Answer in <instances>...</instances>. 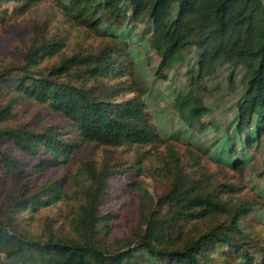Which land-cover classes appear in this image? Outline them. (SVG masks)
<instances>
[{"label":"trees","instance_id":"trees-1","mask_svg":"<svg viewBox=\"0 0 264 264\" xmlns=\"http://www.w3.org/2000/svg\"><path fill=\"white\" fill-rule=\"evenodd\" d=\"M37 0H0V5L12 6L24 12ZM39 1V0H38ZM69 22L83 29L90 37H107L97 47L80 46L66 54L65 36L41 38L22 51L23 64L13 74L0 75V94L13 92L14 100L23 96L48 104L60 113L73 127L72 136L58 138L57 128L44 126L40 130L25 126L0 128V165L7 173L21 170L19 160L2 149L3 138L12 140L27 154L40 158L34 169L43 165L59 166L65 163L79 142H98L106 145L148 144L155 132L140 98L144 92L136 73V65L125 41L111 35L108 27L118 28L124 19L141 23L149 29V46L160 58L159 70L178 63L186 50L194 48L199 54V71L192 87L178 92L175 105L180 119L189 127L203 126L202 118L208 107L196 94L198 80L218 66L231 62L242 67L245 85L237 102L239 120L237 129L244 133L257 118L256 134H264V0H50ZM130 10V14H126ZM7 11V8L4 12ZM12 11V9H11ZM1 13V11H0ZM53 59L45 65L44 57ZM233 79H230L232 85ZM133 93L132 96H126ZM121 96V99L118 97ZM12 102L0 107V121L6 119ZM169 155L178 164L175 153ZM42 158V159H41ZM236 161L231 164L234 167ZM90 186L85 192L86 204L78 214L76 239H36L24 235L0 218V255L7 259L3 264H136V257L144 251L162 264H208L203 259L210 241L225 243L231 250L249 257L248 249L239 248L247 241L237 242L232 235L242 234L240 224L252 208L241 203L231 208L214 194L196 190L193 180L185 190L188 175L180 181L175 175L170 189L158 197L161 204L177 207L175 218L205 219L210 214H224V224H214L206 232L189 238L182 245L164 246L163 219H149L141 235L125 251L110 253L98 244L97 223L100 220L98 204L105 193L111 175L106 167L96 170L86 163ZM180 174V173H179ZM194 190L187 196L185 191ZM61 185L45 186L35 193L24 188L15 203L20 209L50 206L62 197ZM111 214L104 216L105 220ZM160 239V240H159ZM136 260V261H135Z\"/></svg>","mask_w":264,"mask_h":264},{"label":"rangeland","instance_id":"rangeland-1","mask_svg":"<svg viewBox=\"0 0 264 264\" xmlns=\"http://www.w3.org/2000/svg\"><path fill=\"white\" fill-rule=\"evenodd\" d=\"M23 3L13 7L0 5V75L17 72L23 64L22 51L31 41L39 43L42 37L65 36L66 54L80 46L97 47L109 41L107 37L83 34V29L69 22L50 0H37L21 12L18 8ZM125 11L128 16L130 10L125 8ZM107 30L129 46L137 78L145 89L140 98L153 125L154 141L116 146L79 142L65 163L43 165L35 170L40 158L3 138L2 149L19 160L21 170L7 173L0 165V218L32 238L76 239L77 214L86 204L85 192L90 186L86 170V163H89L96 170L106 167L111 173L98 204L101 218L96 238L103 250L119 253L132 248L135 236L141 235L147 221L154 218L166 221L164 235L160 238L162 245H182L214 224H224L228 220L224 214H210L202 220L177 219L172 215L176 206L159 203L158 197L170 189L175 175L180 181L188 175L183 190L193 180L196 190L214 194L231 208L241 203L252 204L249 213L242 218V234L232 235L237 242L247 241L239 249H248L249 257L234 252L225 243L210 241L203 259L208 264H264V134L260 137L256 134V117L244 133L236 127L240 114L237 102L241 103V108L245 107L241 99L245 88L242 67L226 62L198 80L195 92L208 107V113L202 118L203 126L189 127L177 113L175 96L192 87L199 71L200 52L194 48L186 50L178 63L162 70L165 75L162 77L156 73L160 69V58L149 46V29L124 19L118 28L108 27ZM52 60L45 56L41 65ZM230 79H233L232 85ZM14 97L13 92L5 90L0 94V107L12 102L11 113L0 121V128L25 126L40 130L53 126L60 140L72 136L64 132L74 134L70 121L48 104L23 96L14 100ZM170 150L175 153L178 164L170 157ZM233 161L237 162L234 167ZM49 185L62 187V197L56 203L37 209H20L15 205L17 202L23 204L17 197L24 188L32 194ZM185 193L190 196L194 190ZM107 214L112 218L105 220ZM136 258V264H162L144 251ZM6 262L1 254L0 264Z\"/></svg>","mask_w":264,"mask_h":264}]
</instances>
